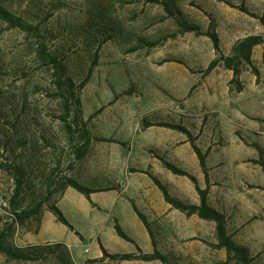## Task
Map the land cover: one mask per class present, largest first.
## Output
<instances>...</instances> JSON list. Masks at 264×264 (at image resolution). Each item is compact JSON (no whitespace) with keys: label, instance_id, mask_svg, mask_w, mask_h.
I'll list each match as a JSON object with an SVG mask.
<instances>
[{"label":"rangeland","instance_id":"obj_1","mask_svg":"<svg viewBox=\"0 0 264 264\" xmlns=\"http://www.w3.org/2000/svg\"><path fill=\"white\" fill-rule=\"evenodd\" d=\"M1 2L39 30L11 27L0 18V234L14 250H39L41 257L15 260L1 253L0 264H164L88 258L86 250L103 245L102 239L115 252L152 243L132 201L173 264H220L226 252L214 245L215 222L187 215L154 191L152 172L172 195L200 201L194 182L173 173L162 158L209 187L210 203L226 215L229 233L249 250L252 264H264V44L253 50L259 75L244 67L238 83H231L233 72L221 63L207 72L218 57L209 32L218 35L225 55L249 35L264 36V0ZM190 25L198 31L186 30ZM61 78L74 81L73 99ZM85 130L91 143L78 159ZM190 135L207 154L209 184ZM69 177L112 191L101 198L94 193L88 213L95 212L98 226H89L90 216L80 209L81 198L89 204L84 195L64 199L66 189L59 187ZM72 201L79 208L69 207ZM40 202L39 214L18 219V212ZM49 202L64 207L82 237L57 221ZM120 214L135 243L115 236Z\"/></svg>","mask_w":264,"mask_h":264},{"label":"trees","instance_id":"obj_2","mask_svg":"<svg viewBox=\"0 0 264 264\" xmlns=\"http://www.w3.org/2000/svg\"><path fill=\"white\" fill-rule=\"evenodd\" d=\"M239 8L247 13H250L253 16H257L256 14H253L248 10L247 7L244 5L239 6ZM0 18L8 23L11 27H18L22 30L33 32L35 30H39L38 26L29 24L25 21V19L22 16H19L15 13H13L10 9H8L0 0ZM186 30L188 31H198V28L196 26L190 25L186 27ZM209 36L211 37L212 41L214 42L215 48L218 51V57L215 58L209 65L207 72H210L214 67H216L218 64H222L226 69H229L233 72V78L231 83H238V77L243 71L244 67L251 68L253 72L257 75H259V70L255 66L253 62V50L256 46L264 44V36L260 35H249L241 40H239L233 47V52L230 55H225L220 46V40L218 35L215 32H209ZM46 51V50H43ZM46 53V52H43ZM47 54V53H46ZM53 65L57 68H62L61 64L59 63V60L57 57H55L52 53L47 54ZM58 83L60 86H66V90L68 91L69 96L71 99L75 97V83L71 78L58 80ZM85 85V82L79 86V88H83ZM238 90H242V86L238 84ZM77 102H80V98L77 97ZM150 125L149 123H147ZM160 125L168 126L174 129H178L181 131H184L186 134H189V131L175 123H168V122H162ZM85 139L86 141L82 143L77 148L76 156L78 159H83L90 147V136L88 132L85 130ZM190 141L192 143V146L199 158L200 166L204 172L205 179L207 183L209 184V168L207 165V154L203 152V150L200 148V146L196 142V138L192 137L191 135ZM165 166L171 170L173 173L178 175H185L188 176L195 184L196 189L200 196V203H191L184 201L182 199H179L175 196H173L168 187L164 185L158 177H156L153 174H150L151 178L155 181V183L158 185V187L162 190L164 194L165 200L171 204L174 208L181 210L182 212L186 213L187 215H198L200 218L215 222L216 224V237L218 242L215 245V247L224 249L226 252V258L223 260L220 264H252V257L249 253V250L237 243L233 236L229 233L228 230V223L226 215L221 212L219 209L215 208L211 203L209 199V187L202 188L198 184V179L196 176H194L192 173L188 172L187 170H184L177 166L176 164L162 158ZM264 169V162H260ZM209 186V185H208ZM68 187H73L80 193H82L91 203L92 198L91 194L93 192L99 191L95 188H92L90 186H87L83 183H81L79 180L75 178H66L65 181L61 184L59 187L61 193L64 192L65 189ZM54 192H49V195H53ZM50 197V196H49ZM48 197V199H50ZM49 201V200H48ZM43 206V203L40 202L34 207H32L30 210L22 211L17 213L18 219L23 222L26 218L35 216L40 213V210ZM134 210L137 213V215L140 217L146 228L148 229L152 243L154 245V252L152 253H146L143 252L140 248V253L136 252H124V253H110L107 251V249L101 245L102 251H103V257L94 259L92 261L98 262V261H104L106 258H109L112 261H124V260H133V259H140L145 261H153V260H160L164 264H173L170 261V258L167 254H164L157 248V243L155 241L152 228L150 226L149 221L147 220V217L143 212L139 210V208L133 204ZM48 209L55 215L58 222L63 223L66 225L70 230L74 231L78 236L82 237L81 233L75 229L73 224L68 220L65 213L62 211V209L57 205L55 202H49L48 203ZM115 230L117 234L123 238L126 241L135 243V240L129 236L123 228L116 223L115 224ZM5 233L0 234V254L5 253L8 259H15V260H31V259H38L41 257V254H39V249L41 245L32 246L33 250H36L34 253H26L23 250H14L13 248L7 246L5 244ZM67 247L64 243H58L57 248Z\"/></svg>","mask_w":264,"mask_h":264},{"label":"crops","instance_id":"obj_3","mask_svg":"<svg viewBox=\"0 0 264 264\" xmlns=\"http://www.w3.org/2000/svg\"><path fill=\"white\" fill-rule=\"evenodd\" d=\"M189 172V171H188ZM204 173V172H203ZM150 174H153V175H155L153 172L152 173H150ZM194 175V174H193ZM156 176V175H155ZM195 176V175H194ZM151 177V176H150ZM157 177V176H156ZM197 178V177H196ZM152 179V178H151ZM153 180V179H152ZM160 180V179H159ZM161 181V180H160ZM153 182H154V184L156 185V187H155V189L156 190H154V191H157L158 193L160 192L161 194H163V192H162V190L158 187V185L155 183V181L153 180ZM162 182V181H161ZM163 183V182H162ZM164 184V183H163ZM198 184H199V181H198ZM85 185H87V184H85ZM164 185H166V184H164ZM200 185V184H199ZM87 186H90V187H92V188H95V189H97V190H99V191H96V192H98V193H100V198H101V195H102V193L104 194V192H107V193H110V192H112V191H107V188L106 187H95V186H91V185H87ZM112 186V185H111ZM111 186H109V189L110 190H114ZM167 186V185H166ZM168 187V186H167ZM196 187V186H195ZM200 187H201V185H200ZM159 188V189H158ZM203 188V187H202ZM108 189V190H109ZM169 189V188H168ZM105 190V191H104ZM170 191V190H169ZM96 192H93L92 194H91V198H92V202L93 201H96L95 199H94V193H96ZM171 193V192H170ZM82 194V193H81ZM172 194V193H171ZM83 195V194H82ZM69 196H75V197H78L79 196V198H81L82 196L80 195V192L79 191H77L76 189H74L73 187H68L67 189H66V192H65V196H64V199H67ZM174 196V195H173ZM163 197H164V194H163ZM176 197V196H175ZM86 198V197H85ZM178 198V197H177ZM82 199V202H83V206L84 207H81L80 209H83L84 211H86L87 212V214L90 216V220H88L89 221V226L91 225V227H93L94 226V224L96 223L97 224V226L101 223V221H95V212L94 211H92L91 213H88L89 212V209H91L89 206H90V201L86 198V200H88V202H89V204H85V201H84V198H81ZM165 199V198H164ZM179 199H181V198H179ZM183 200V199H182ZM71 201V200H70ZM184 201H186V200H184ZM167 202V201H166ZM187 202H189V201H187ZM72 206H69V207H76V208H79L78 207V205L75 203V201H72ZM168 203V202H167ZM191 203H194V202H191ZM196 204H199L200 203V201H199V203H197V202H195ZM133 204H135L138 208H139V206L134 202V201H132V203H131V205H132V208H133V210H134V207H133ZM171 205V204H170ZM172 206V205H171ZM61 209H62V206H61V204H60V206H59ZM173 207V206H172ZM63 209H64V207H63ZM62 209V211L64 212V210ZM65 209H66V207H65ZM140 210V209H139ZM141 211V210H140ZM134 212V217H135V219L137 220V222H139V225L142 227V228H145L146 230H147V232H148V234H149V237H151L150 236V233H149V231H148V229L146 228V226L144 225V223L142 222V220L140 219V217L137 215V213L135 212V210L133 211ZM142 212V211H141ZM65 213V212H64ZM66 215V214H65ZM121 215V217H120V221L119 222H116V223H118L122 228H123V230L129 235V236H131V234H130V232L128 231V227H129V224H127L125 221L123 222V214H120ZM146 216V215H145ZM189 216H192V215H189ZM198 216V215H197ZM48 217H50V216H48ZM67 217V216H66ZM147 217V216H146ZM199 217V216H198ZM98 219H100V217L98 216L97 217ZM69 220V219H68ZM147 220H148V218H147ZM115 223V224H116ZM115 224H114V228H115ZM74 226V225H73ZM151 226V225H150ZM46 228V225H45V220L42 222V226H41V231H43L44 229ZM114 228H113V230H114ZM129 228H131V227H129ZM116 231V230H115ZM153 231V230H152ZM134 232H135V234H136V230H134L133 229V234H134ZM112 233L114 234V231H112ZM104 236H102V238H106V239H110V241L111 240H113V239H111V237L110 236H107V234L106 233H104L103 234ZM115 236L117 237V236H119L118 234H117V232L115 233ZM116 237H115V239H116ZM120 237V236H119ZM132 237V236H131ZM134 239V238H133ZM102 244H103V246L107 249V251L108 252H110V253H117V252H115V251H113V249L110 247V243H105V240L104 239H102ZM42 242L41 241H35V242H33V244H41ZM157 248L159 249V247L157 246ZM134 249V248H133ZM143 252H146V253H152V252H154V245H153V243H151V244H147V245H145V247H143V246H141V248H140ZM93 250H95V253H93L92 254V251ZM72 251V250H71ZM86 251H88L89 253H90V256L88 257V258H91V259H97V258H101V257H103V251H102V248H101V246H99V245H96V246H94L91 250H86ZM78 252V254H77V257H79V255L81 254V253H83L84 252V250H83V252L80 250V252L79 251H77ZM132 252H136V253H140V251H139V248L138 249H134ZM80 253V254H79ZM120 253H124V252H120ZM76 256V255H75ZM109 260V258H106L105 259V261H108ZM133 260H140V259H133ZM124 261H128V260H124ZM143 261H145V260H143ZM153 261H158V260H153ZM153 261H149V262H153Z\"/></svg>","mask_w":264,"mask_h":264}]
</instances>
